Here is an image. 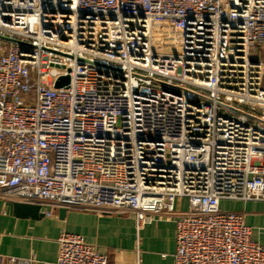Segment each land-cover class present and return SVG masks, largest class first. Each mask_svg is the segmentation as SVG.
<instances>
[{
	"label": "built area",
	"instance_id": "built-area-1",
	"mask_svg": "<svg viewBox=\"0 0 264 264\" xmlns=\"http://www.w3.org/2000/svg\"><path fill=\"white\" fill-rule=\"evenodd\" d=\"M0 36L1 197L173 222L175 264H264L222 209L264 202V0H0ZM58 243L55 264H114Z\"/></svg>",
	"mask_w": 264,
	"mask_h": 264
},
{
	"label": "crops",
	"instance_id": "crops-1",
	"mask_svg": "<svg viewBox=\"0 0 264 264\" xmlns=\"http://www.w3.org/2000/svg\"><path fill=\"white\" fill-rule=\"evenodd\" d=\"M12 203L24 202L0 196V264H55L64 231L81 235L114 264H175L173 222L155 221L138 230L128 215L67 211L62 217L60 209L33 220L16 216ZM222 209L242 214L253 240L264 246V202H223Z\"/></svg>",
	"mask_w": 264,
	"mask_h": 264
},
{
	"label": "water",
	"instance_id": "water-1",
	"mask_svg": "<svg viewBox=\"0 0 264 264\" xmlns=\"http://www.w3.org/2000/svg\"><path fill=\"white\" fill-rule=\"evenodd\" d=\"M0 38H4V37L0 36ZM56 87L57 88H69L70 87V77L67 76V77L60 78L56 83ZM10 205H9V208L10 207L13 208L14 214L16 216L27 217L33 220H38L45 216L44 213L41 211L42 207L39 205L25 204V203H12ZM47 210L49 211L50 209L48 208ZM59 212H60V215L64 217L67 210L60 209Z\"/></svg>",
	"mask_w": 264,
	"mask_h": 264
},
{
	"label": "rangeland",
	"instance_id": "rangeland-1",
	"mask_svg": "<svg viewBox=\"0 0 264 264\" xmlns=\"http://www.w3.org/2000/svg\"><path fill=\"white\" fill-rule=\"evenodd\" d=\"M156 39L154 43V51L156 53L165 52L173 53L175 49V43L172 41L173 33L170 28L157 31L155 33Z\"/></svg>",
	"mask_w": 264,
	"mask_h": 264
}]
</instances>
